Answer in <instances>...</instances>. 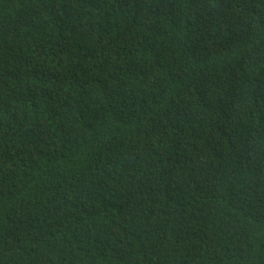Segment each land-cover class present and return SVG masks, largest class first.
<instances>
[{"label":"trees","instance_id":"16d2710c","mask_svg":"<svg viewBox=\"0 0 264 264\" xmlns=\"http://www.w3.org/2000/svg\"><path fill=\"white\" fill-rule=\"evenodd\" d=\"M0 264H264V0H0Z\"/></svg>","mask_w":264,"mask_h":264}]
</instances>
